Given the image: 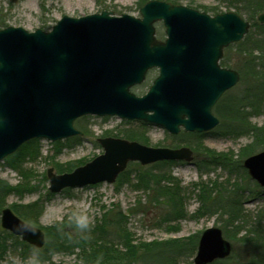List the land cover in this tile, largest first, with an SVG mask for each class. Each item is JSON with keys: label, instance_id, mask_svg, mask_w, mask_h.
Segmentation results:
<instances>
[{"label": "water", "instance_id": "obj_1", "mask_svg": "<svg viewBox=\"0 0 264 264\" xmlns=\"http://www.w3.org/2000/svg\"><path fill=\"white\" fill-rule=\"evenodd\" d=\"M15 1V0H11ZM139 17L109 11L62 16L50 30L0 29V160L32 138L51 141L80 133L73 121L85 114L116 115L154 123L169 133L206 132L218 118L212 107L239 79L218 64L223 48L242 39L249 22L229 11L211 16L162 0H148ZM264 22V12L258 16ZM161 21L165 38L155 36ZM158 74L142 95L147 70ZM103 153L71 172L46 170L49 191L99 182L112 183L127 163L160 160L191 162L189 147H151L117 137L97 139ZM247 174L264 188V148L244 158ZM0 226L41 247L43 232L10 208L0 211ZM231 251L218 227L203 230L194 264H208Z\"/></svg>", "mask_w": 264, "mask_h": 264}, {"label": "rangeland", "instance_id": "obj_2", "mask_svg": "<svg viewBox=\"0 0 264 264\" xmlns=\"http://www.w3.org/2000/svg\"><path fill=\"white\" fill-rule=\"evenodd\" d=\"M146 1L148 0H0V28L19 26L27 31H33L36 28L48 31L64 15L80 17L103 10L110 11L112 15L116 16L125 13L138 17L139 9ZM166 1L172 3L174 0ZM174 4L189 6L200 11L204 10L210 15H213L211 10L215 8L222 12L233 11L248 20L243 10L242 12L237 11L234 6H229L223 0H176ZM155 29L156 36L163 39L165 34L162 23L156 22ZM258 32V28H249L246 36L252 34L249 36V40H252L254 34ZM232 45V48L226 52L230 64L228 63L225 67L236 70L239 73V80L224 94L236 95L247 84L245 80H240L242 71L235 67V64H243V50L247 46L243 43L239 46H236L235 43ZM156 75L157 69H151L144 81L132 87L131 91L137 95L143 94ZM260 107L258 111L250 113L249 121L257 126H264V97ZM73 125L81 131V134L70 137L72 140L77 139L72 142V145L67 146L61 142L57 149V146L50 140L39 138L38 156L32 160H25L22 171L21 168L18 170L10 167L4 162L5 159L0 161V179L11 186L22 188L21 194L16 192L1 194L0 210L3 207L11 208L12 212L22 221L38 227L43 232L45 240L42 247L37 248L28 244L30 248L27 249L22 244L24 241L19 235H14L0 227V230L12 235L0 255V264H93L96 257L103 260L104 255L96 248L97 244H101L102 241H106L103 243L109 248V256L117 261L125 258L123 244L118 241L101 239L85 244V252H89L87 257L83 247L72 241L64 242L63 246L57 250L44 252L42 257H38L35 252V249L44 248L49 240L46 237V230L49 227L69 221L68 223L77 229L76 232H70L71 236H74L75 233L83 234L86 227L85 230L78 229L76 219L81 215H86L88 226L91 228L99 222V219L105 214L103 212L111 208L112 204L119 205L121 211L127 215L128 219L124 227L129 234L131 243L141 244L168 240H178L179 244L185 243L186 251L176 257L175 264H194L196 248L192 247V238L199 237L200 233L209 227L220 228L223 236L231 244V251L224 259L244 258L247 247L243 245V228L236 231L233 226L234 231L230 227L226 233L223 228L225 215L207 211L201 207L200 185L206 183L208 191H204V194L210 191L212 194H219L213 196L222 198L225 202L230 201L235 189L239 188L237 191L240 196L242 217L244 214L246 220L252 221L257 211L264 209V189L248 176L242 165L240 166L242 160L248 156H240V154L251 143L250 135L242 133L220 136L209 131L201 133L200 138L189 135L186 137V142H182L178 139L172 140L170 134L156 124L123 120L118 116L92 114L77 118ZM128 130L144 134L145 142L141 143L147 146L175 148L182 145L192 150L194 164L170 163L163 167L158 177V179L164 178L160 183L161 188H167L170 194L180 200L179 204L182 209L180 216L170 219L166 217L168 210L166 202L164 199L157 198L160 193L155 192L154 189L151 191L147 186H144L145 181L143 184L137 183L136 172H146V169L151 165H140L137 161L129 163L113 183L100 182L64 188L56 193L49 191V182L45 175L48 168H53L55 173L69 172L75 167L71 168V165L78 166L77 163L81 165L103 152L97 138L106 136L127 138L123 133ZM196 140H200L201 147L221 152L231 161L224 166L210 165L209 170L204 166L201 167V164H198L197 168L195 160L198 158V161L204 163L205 152L195 149ZM149 181V184L153 183L151 178ZM26 206H29L28 210L30 211L25 210ZM236 224L241 226V223H237V221L234 222V225ZM60 233L62 234V231ZM86 235L90 237L91 233L86 232ZM89 254L92 258L89 257ZM123 261L108 262L107 264H119ZM225 263L230 264L229 261H225Z\"/></svg>", "mask_w": 264, "mask_h": 264}, {"label": "trees", "instance_id": "obj_3", "mask_svg": "<svg viewBox=\"0 0 264 264\" xmlns=\"http://www.w3.org/2000/svg\"><path fill=\"white\" fill-rule=\"evenodd\" d=\"M223 1L231 7L234 6L235 10L237 11L242 12L243 10V12L247 15L248 21L250 22V29L258 28L259 32L257 34L255 33L256 35L254 34L252 40H249V36L252 35L249 34L244 36L243 41L235 43L236 46H239L241 43L247 46L246 49L243 50V64H235V67L242 71L240 80H245L247 84L244 85L242 90L236 95L229 93L223 94L214 104L212 112L217 116L219 122L210 132L220 136L242 133L250 135L252 137L251 143L248 144L244 149L242 148L243 150L241 149L242 151L240 154V156H247L264 148V126H257L249 121L250 113L252 111L256 112L261 108L260 105L262 104L264 97V23L260 24L257 22L258 14L264 11V0ZM175 2L176 0L172 1V3ZM211 11L213 14L222 12L217 8ZM232 46L233 45L230 44L224 49L223 57L220 59L221 65L225 66L228 65V63L230 64L228 54H226V52L231 49ZM123 135L130 140H137L143 143L145 142L144 134L135 130H128L126 132L124 131ZM189 135L197 136V138L202 136L201 133L197 132L181 131L177 135H170V137L172 140L178 139L179 141L186 142V137ZM76 140L77 139L72 140L69 138L64 141H57L53 144L56 145L58 149V145H60L61 142L67 146H70L72 145V142ZM200 144V140H196L195 149L199 152H205L203 157L204 163L203 161H198L197 158L195 160V165L197 164V168L198 164H201V167L204 166L209 170L210 165L218 164L220 166H224L231 161L230 158L221 152H217L207 147H201ZM39 148L38 139L28 140L23 143L14 153L6 156L4 158V162L14 169L19 170L21 168L22 171L24 161L35 159L38 156ZM170 163L173 162H155L151 164L148 169H146V172H136L137 177H135L137 179V183L141 182L143 184L145 181L144 186H147L151 191L154 189L155 192L160 193V196L158 195L157 198L159 197L165 200L166 207L168 209L166 217L169 219L178 217L182 214V209L179 204L180 200L174 195L170 194V192L167 191V188H161L162 186H160V183L164 178L158 179L163 167ZM77 165L79 164L77 163ZM71 166V168H73L76 165ZM149 169H152L153 171ZM24 174L27 175L26 173ZM150 178L153 181L151 184H149ZM17 187L18 186H11L9 183L0 179V195L8 194L10 192L21 194L22 188ZM200 188V197L202 199L201 207L205 208L207 211L219 212L218 214L225 215L223 219V228L226 233L228 231L227 229L230 227L232 228V231H234L233 226L236 228V231L243 228V245L247 247L243 259L237 258L236 260H216L210 264H228L225 263V261H229L230 264H264V209L258 210L259 212L257 211V213L254 215V219L249 221L245 219L246 216H244V214L242 217L240 196L238 195L237 191L239 188L235 189L231 195L230 201L226 202L223 201L222 198L214 197L213 195L219 194H212L211 191L204 194V191H208L206 183L200 185ZM111 206V208L103 212L105 214L102 215V217L99 219V222L93 227L90 228V226H87L85 228L86 230L84 228L78 227V229L85 230V233L83 234L75 233L74 236H71L70 232H76L77 229L70 225L71 223H68L69 221L59 223L54 227H49L48 230H46V237L47 240H49L46 242L44 248L35 249L38 257L44 256L43 254L46 251L59 249L66 241L77 242L78 245H81L87 257L89 252H85V244H88L92 241L96 242L98 239L118 241L123 244L125 249V258L117 261L112 256H109V248L103 243L106 241H102L100 242L101 244H97L96 248L102 255H104V262H102L103 260L101 261L98 257H96V260H93V264H107L108 262L118 263L122 260L124 261L119 264H175L176 257L185 253V243L179 244L177 242L178 240L147 242L141 244L131 243L129 234L124 227L128 219L127 215L121 211L119 205L112 204ZM28 208L29 206H26L25 210H28ZM235 221H237V223H241V226L238 224L234 225ZM29 222L32 223L31 221ZM60 231H62V234ZM86 232L91 233V236L89 237L86 235ZM95 235L97 236L95 237ZM9 237L12 238L10 233L0 230V255L2 251H4L5 244ZM195 238H192L193 248H196L198 237L196 239ZM22 244H24L27 249L30 248L28 244L24 242H22ZM89 257H91L90 254Z\"/></svg>", "mask_w": 264, "mask_h": 264}, {"label": "clouds", "instance_id": "obj_4", "mask_svg": "<svg viewBox=\"0 0 264 264\" xmlns=\"http://www.w3.org/2000/svg\"><path fill=\"white\" fill-rule=\"evenodd\" d=\"M76 223L80 228H85L88 226V218L86 215H81L76 219Z\"/></svg>", "mask_w": 264, "mask_h": 264}]
</instances>
